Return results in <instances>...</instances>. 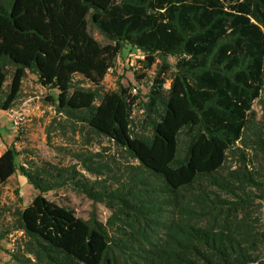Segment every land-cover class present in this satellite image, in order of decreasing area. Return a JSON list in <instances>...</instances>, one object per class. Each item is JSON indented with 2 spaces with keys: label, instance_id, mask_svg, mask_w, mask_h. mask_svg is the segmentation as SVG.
Masks as SVG:
<instances>
[{
  "label": "trees",
  "instance_id": "1",
  "mask_svg": "<svg viewBox=\"0 0 264 264\" xmlns=\"http://www.w3.org/2000/svg\"><path fill=\"white\" fill-rule=\"evenodd\" d=\"M125 46L157 66L144 101L103 90ZM27 74L54 92L49 141L76 146L53 148L64 166L0 155V186L18 172L37 193L0 232L24 237L14 264H264V0H0V111ZM63 188L106 221L44 197Z\"/></svg>",
  "mask_w": 264,
  "mask_h": 264
},
{
  "label": "rangeland",
  "instance_id": "2",
  "mask_svg": "<svg viewBox=\"0 0 264 264\" xmlns=\"http://www.w3.org/2000/svg\"><path fill=\"white\" fill-rule=\"evenodd\" d=\"M90 34L99 43L104 44L105 39L96 29H90ZM143 60L140 52L125 46L116 59L114 67L105 75L102 87L104 91H113L116 89L117 82L128 87L130 94L136 96L138 100L144 101L151 85L152 79L157 70L156 64L151 69L144 70L138 63ZM172 62V60H169ZM158 63V62H157ZM9 78L7 79V83ZM169 87V81L165 88ZM132 89H135L134 91ZM53 91L42 88L36 80V77L27 74L23 80L20 97L10 111H0V150L14 145L17 150H27L38 156L40 159L53 164L68 165L71 162L55 151L58 146H68L74 148V141L63 139L56 133L46 135V127L54 118L52 107L45 99ZM264 95L259 100H255L252 105V113L256 121H259L264 114L262 101ZM135 122L141 119V112L135 110L133 113ZM15 139V140H14ZM75 141L79 137L75 136ZM50 143V145H49ZM102 146H108L103 141ZM93 151L99 150L93 146ZM231 170L238 166L236 156L228 157L227 165ZM37 193L25 182V179L17 172L12 175L8 181L0 186V232H5L15 226V214L20 211ZM256 192V196H259ZM44 197L59 205L72 210L77 218L87 220L93 213L100 222H105L109 216V211L101 204L94 203L85 196L73 192L69 188H63L57 191L49 192ZM255 204H261V223L264 227V200L259 201L254 198ZM24 243L22 233L11 231L6 238L0 242L2 251L0 252V264H14L10 257L12 253L17 252V248ZM19 252V251H18Z\"/></svg>",
  "mask_w": 264,
  "mask_h": 264
},
{
  "label": "crops",
  "instance_id": "3",
  "mask_svg": "<svg viewBox=\"0 0 264 264\" xmlns=\"http://www.w3.org/2000/svg\"><path fill=\"white\" fill-rule=\"evenodd\" d=\"M3 151H4V149H1V150H0V155L2 154Z\"/></svg>",
  "mask_w": 264,
  "mask_h": 264
},
{
  "label": "built area",
  "instance_id": "4",
  "mask_svg": "<svg viewBox=\"0 0 264 264\" xmlns=\"http://www.w3.org/2000/svg\"><path fill=\"white\" fill-rule=\"evenodd\" d=\"M133 91L135 90V89H132Z\"/></svg>",
  "mask_w": 264,
  "mask_h": 264
}]
</instances>
